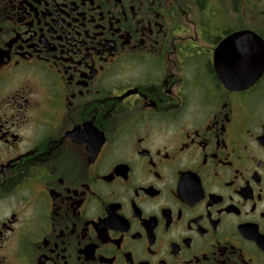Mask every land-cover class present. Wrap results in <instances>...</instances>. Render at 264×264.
I'll return each instance as SVG.
<instances>
[{"label": "flooded vegetation", "instance_id": "af4514ba", "mask_svg": "<svg viewBox=\"0 0 264 264\" xmlns=\"http://www.w3.org/2000/svg\"><path fill=\"white\" fill-rule=\"evenodd\" d=\"M0 264H264V0H0Z\"/></svg>", "mask_w": 264, "mask_h": 264}, {"label": "water", "instance_id": "95a60500", "mask_svg": "<svg viewBox=\"0 0 264 264\" xmlns=\"http://www.w3.org/2000/svg\"><path fill=\"white\" fill-rule=\"evenodd\" d=\"M222 67H223V70H220L219 69V74H220L222 80L225 83H228L229 82L228 81V79H229V77H228L229 72H228L227 66H222ZM240 83L242 84V82H240ZM244 86H246V84H244V83H243V85H240V84L237 85V84H234L233 81L231 82V88H236L237 89V88H241V87H244Z\"/></svg>", "mask_w": 264, "mask_h": 264}]
</instances>
